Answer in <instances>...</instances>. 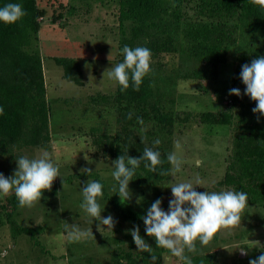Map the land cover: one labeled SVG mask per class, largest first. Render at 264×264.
Masks as SVG:
<instances>
[{
	"label": "rangeland",
	"instance_id": "374dc122",
	"mask_svg": "<svg viewBox=\"0 0 264 264\" xmlns=\"http://www.w3.org/2000/svg\"><path fill=\"white\" fill-rule=\"evenodd\" d=\"M197 1L182 2L183 20L207 21L195 14ZM36 4L46 11L38 18L40 30L27 49L37 51L42 60L49 143L11 146L0 154V172L12 176L17 156L33 157L46 151L58 163L61 177L53 181L51 189L55 193H43L40 202L32 207L19 206L12 214L19 227L36 229L34 237L16 233L6 217L10 212L7 200L14 192L0 198V264H185L166 249L153 260L155 238L145 233L142 218L137 222L124 217L114 207L113 199L142 212V217L155 188L167 204L165 210L172 198L168 186L173 183L199 177L206 188L197 186L201 192L236 189L221 184L232 161L236 117L230 125H209L200 122L199 116L209 111L237 114L238 108H231L223 98H230L231 81L238 65L236 56L250 53L252 47L264 53V41L239 26L236 43L227 47L226 60L219 65L215 78L207 77L205 66L191 59L183 41L177 53L152 54L151 86L155 95L166 100L173 126H163L154 119L143 120V124L138 120L125 124V104L116 101L120 85L107 74V69L123 60L121 49L127 45L123 39L129 37V24H125L124 34L119 29L118 0H36ZM61 57L76 62L81 72L79 83L67 80L63 66L54 61ZM198 71H202L201 77L195 75ZM128 112L134 114L136 109ZM125 135L131 141L138 140L166 153L177 151L174 145L179 141L182 151L177 154L184 160L178 173L171 171L170 164L167 178L156 187L134 176L126 203L112 191L115 181L111 176L112 161L125 153L109 150L111 141L119 143ZM157 139L159 144L154 143ZM197 159L201 161L199 166L195 164ZM82 168L93 172L82 173ZM88 179L104 185L100 202L105 207L101 215L113 217L112 230L107 226L99 230V222L80 207V188ZM74 225L82 231L79 238L72 235ZM135 225H139L140 234L152 246L151 252L137 250L128 231ZM196 247L195 253L186 252L192 264H249L264 253V207L252 204L248 198L239 226L221 228L207 244L197 240Z\"/></svg>",
	"mask_w": 264,
	"mask_h": 264
},
{
	"label": "trees",
	"instance_id": "16d2710c",
	"mask_svg": "<svg viewBox=\"0 0 264 264\" xmlns=\"http://www.w3.org/2000/svg\"><path fill=\"white\" fill-rule=\"evenodd\" d=\"M183 1L118 0L117 20L122 34L125 33V24H129V37L123 41L131 47L146 46L153 55L177 53L178 45L183 41L187 43L191 59L205 66L209 78L217 76L219 65L226 60L227 47L235 45L239 26L264 41L262 0H198L194 6L195 14L207 21L183 20ZM8 2L21 3L26 14L16 23H0V106L4 109L0 115V154L13 145L46 146L49 143V109L45 100L42 60L37 51L27 49L40 30L38 18L43 17L46 10L38 7L36 0H0V6ZM258 56H264V53L256 47H252L250 53L236 56L238 65L231 83L232 88L241 90V95L230 94V98H223L231 108H238L237 114L209 111L201 113L199 120L209 125H230L236 117L232 161L221 184L246 191L252 204L264 207V115L252 111L257 102L244 94L246 85L239 75L241 66ZM54 61L63 66L67 80L80 82L81 72L74 60L61 57L54 58ZM201 74L202 71L195 73L199 77ZM116 101L125 104L122 114L125 124L141 117L143 120L154 119L163 126H173L166 100L154 94L149 74L138 88L131 82L126 89L120 86ZM131 108L136 109L134 114L128 112ZM116 142H110V153L128 152L139 157L146 147L138 140L131 141L126 135L119 143ZM167 154L161 152L163 163L157 166V172L144 167L142 161L135 177L156 187L167 178L170 167ZM48 192L55 193V190H44L43 193ZM157 198L162 196L155 188L146 209ZM113 205L124 217L140 222L142 212L128 208L117 198L113 199ZM166 205L163 201L162 207ZM7 206L10 212L6 217L14 231L34 237L36 229L19 227L12 220V214L20 206L15 193L7 200ZM154 249L152 253L156 257L164 252L163 248L157 247L155 240Z\"/></svg>",
	"mask_w": 264,
	"mask_h": 264
},
{
	"label": "clouds",
	"instance_id": "9594fccd",
	"mask_svg": "<svg viewBox=\"0 0 264 264\" xmlns=\"http://www.w3.org/2000/svg\"><path fill=\"white\" fill-rule=\"evenodd\" d=\"M25 14L21 3L8 2L0 6V23H16ZM121 53L123 60L107 69L108 77L124 89L129 87L130 82L138 88L144 77L151 72V49L146 46L124 45ZM239 75L246 85L244 94L257 102L252 111L264 115V56H258L251 63L243 64ZM229 91L231 94L241 95L239 88L234 87ZM3 112L4 109L0 106V115ZM137 119L139 123H144L141 117ZM154 143L159 144L160 140L157 139ZM174 147L177 151L168 153L167 161L172 165L171 171L178 173L184 164L182 157L177 154L178 151H182V145L176 141ZM15 159L17 167L12 176L6 177L0 172V198L14 192L21 207H32L36 202H40L44 190H50L53 181L61 177L59 165L46 151L33 157L19 155ZM142 161L144 167L150 168L153 172H157V166L163 163L161 152L151 147H145L139 157L131 156L127 152L112 161L111 176L115 181L112 191L125 203L130 198V181L134 180L133 177ZM195 164L199 166L201 161L197 159ZM81 172L89 175L93 171L82 168ZM204 185L205 181L199 177L195 181L186 180L171 184L168 187H171L172 198L168 201L167 210L162 207V198H157L141 217L145 233L155 238L157 247L166 249L185 264H192V259L186 252L197 251V240L201 244H207L221 228L239 226L242 212L248 206V193L244 190L232 188L203 192L197 190V186L205 188ZM103 189L104 185L101 181L88 179L80 188L83 197L80 207L92 220L99 222V230L103 226L112 230L113 217L101 215L105 207L100 202L104 195ZM128 231L133 237L137 250L152 251V246L140 234L139 225ZM72 235L79 238L82 231L74 225ZM240 249L243 251L244 247ZM152 259L156 260L157 257L152 256ZM249 264H264V253L256 259H251Z\"/></svg>",
	"mask_w": 264,
	"mask_h": 264
}]
</instances>
